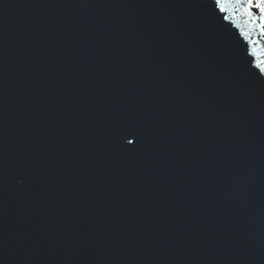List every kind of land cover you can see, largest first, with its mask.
Here are the masks:
<instances>
[{
    "label": "water",
    "instance_id": "95a60500",
    "mask_svg": "<svg viewBox=\"0 0 264 264\" xmlns=\"http://www.w3.org/2000/svg\"><path fill=\"white\" fill-rule=\"evenodd\" d=\"M260 17L0 0V264H264Z\"/></svg>",
    "mask_w": 264,
    "mask_h": 264
},
{
    "label": "snow or ice",
    "instance_id": "6c2138e0",
    "mask_svg": "<svg viewBox=\"0 0 264 264\" xmlns=\"http://www.w3.org/2000/svg\"><path fill=\"white\" fill-rule=\"evenodd\" d=\"M217 2L219 3V0ZM252 8L259 9L261 13L260 26L262 33H264V0H247V9L251 10ZM248 14L251 15V12L249 11Z\"/></svg>",
    "mask_w": 264,
    "mask_h": 264
}]
</instances>
